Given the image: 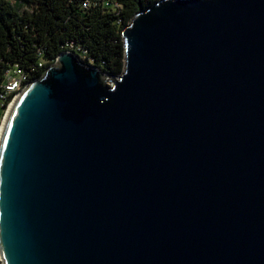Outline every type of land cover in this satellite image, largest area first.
<instances>
[{
	"label": "water",
	"instance_id": "obj_1",
	"mask_svg": "<svg viewBox=\"0 0 264 264\" xmlns=\"http://www.w3.org/2000/svg\"><path fill=\"white\" fill-rule=\"evenodd\" d=\"M122 40L7 109L1 264H264V0H158Z\"/></svg>",
	"mask_w": 264,
	"mask_h": 264
},
{
	"label": "trees",
	"instance_id": "obj_2",
	"mask_svg": "<svg viewBox=\"0 0 264 264\" xmlns=\"http://www.w3.org/2000/svg\"><path fill=\"white\" fill-rule=\"evenodd\" d=\"M156 1L0 0V89L10 68L28 83L64 51L117 76L124 67L123 27Z\"/></svg>",
	"mask_w": 264,
	"mask_h": 264
},
{
	"label": "built area",
	"instance_id": "obj_3",
	"mask_svg": "<svg viewBox=\"0 0 264 264\" xmlns=\"http://www.w3.org/2000/svg\"><path fill=\"white\" fill-rule=\"evenodd\" d=\"M26 79V76L16 67L7 70L4 84L0 89V126L12 100L27 84Z\"/></svg>",
	"mask_w": 264,
	"mask_h": 264
},
{
	"label": "rangeland",
	"instance_id": "obj_4",
	"mask_svg": "<svg viewBox=\"0 0 264 264\" xmlns=\"http://www.w3.org/2000/svg\"><path fill=\"white\" fill-rule=\"evenodd\" d=\"M105 81H106V84H108V85H112L114 79L109 77V78H105ZM110 81H111V82H110Z\"/></svg>",
	"mask_w": 264,
	"mask_h": 264
}]
</instances>
